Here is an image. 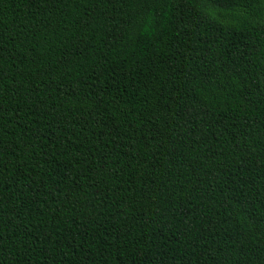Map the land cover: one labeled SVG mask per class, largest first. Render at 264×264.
<instances>
[{"label": "trees", "instance_id": "16d2710c", "mask_svg": "<svg viewBox=\"0 0 264 264\" xmlns=\"http://www.w3.org/2000/svg\"><path fill=\"white\" fill-rule=\"evenodd\" d=\"M0 264H264V0H0Z\"/></svg>", "mask_w": 264, "mask_h": 264}]
</instances>
